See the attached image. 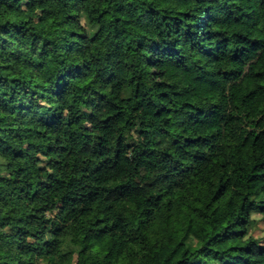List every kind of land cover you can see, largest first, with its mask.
<instances>
[{
    "label": "trees",
    "instance_id": "1",
    "mask_svg": "<svg viewBox=\"0 0 264 264\" xmlns=\"http://www.w3.org/2000/svg\"><path fill=\"white\" fill-rule=\"evenodd\" d=\"M264 0H0V264H264Z\"/></svg>",
    "mask_w": 264,
    "mask_h": 264
},
{
    "label": "rangeland",
    "instance_id": "2",
    "mask_svg": "<svg viewBox=\"0 0 264 264\" xmlns=\"http://www.w3.org/2000/svg\"><path fill=\"white\" fill-rule=\"evenodd\" d=\"M251 218V223L248 227L249 234L255 238H262L264 236V222L261 220V215L253 213Z\"/></svg>",
    "mask_w": 264,
    "mask_h": 264
}]
</instances>
